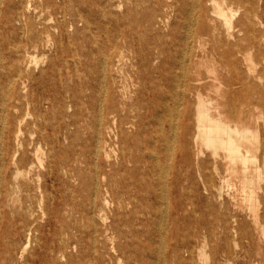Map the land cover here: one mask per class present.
<instances>
[{"label":"rangeland","instance_id":"374dc122","mask_svg":"<svg viewBox=\"0 0 264 264\" xmlns=\"http://www.w3.org/2000/svg\"><path fill=\"white\" fill-rule=\"evenodd\" d=\"M11 1L0 0V120L6 116L2 112L4 101L21 95L18 114L26 115L24 137L31 140L33 132L34 139L43 138L49 146L42 150L44 166L37 168L38 175L30 182L32 191L22 189L9 197L0 194V252L9 258L18 257L19 264H110L111 257L120 256L119 247L129 242L139 258H133L127 249L123 257L126 264H264V179L257 189V202L252 210L244 202L240 176L230 173V162L224 153L215 157L211 149L197 146L195 139L196 106L200 96L212 104L213 110L218 104L238 102L248 96L255 103L259 101L253 87L264 86V24L257 25L263 38L260 51L253 57L257 63L255 71L249 70V62L241 60L226 67L221 62V54L227 41L239 43L242 36L233 28L235 36L230 37L222 20L210 11L211 16L204 22L211 28L217 27L218 31L207 37V44L193 59L191 54L187 56L188 78L184 82L187 90L174 86L168 89V95L186 94L185 104L191 111L192 126L188 163L173 166V162L166 160L165 153H161L163 166L169 170L174 167L181 177L178 195L192 203L177 214L176 223L167 217V200L151 209L144 201L148 197L146 192L131 193L127 208L120 207L112 195L99 196L97 211H94L92 189L105 174L113 179L117 192L125 182L132 180L143 184L153 180L158 194L164 192L166 184L161 170L153 173V179H143L147 176L145 165L136 175L131 174L133 165L122 166L120 148L113 144L111 136H107L105 150L95 155L93 120L98 113L90 112L88 100V96L93 95L96 104H100L114 80L135 99L141 89L139 58L154 52L155 46L169 43L175 26L186 35L193 19L203 13L204 6L212 10L214 2L230 5L236 12L233 20L236 27L239 21L245 22L253 14L259 15L264 23V0H57V15L45 7L46 2L43 5L40 0H29L31 17L43 10V19L49 25L56 23L54 18L57 20V30L52 29L54 44L35 54L42 61L36 75L45 71L44 83L48 85L47 94L51 95L47 98L55 104L45 108L34 105V101L33 105H28L31 96L27 95L35 99L41 95L35 82L28 80L27 88L19 83L10 84L12 69L17 64L16 51L23 36L17 15L20 2L14 0L13 10ZM63 6L72 15L64 18L58 13ZM115 39L120 41L118 50L123 52V59L111 69L110 55ZM240 42V46L247 44ZM43 53L45 58L41 59ZM159 63L160 60L152 61L150 66L154 69ZM180 71L178 68L177 73ZM230 78H239L245 84L229 86L224 79ZM52 82L56 83L55 90L50 88ZM86 85L92 89L88 90ZM191 85L198 90L190 91ZM75 92L79 95L74 99ZM262 111V108L254 111L253 123ZM3 126L0 121V132ZM8 133L0 136V167L2 153L9 146L20 149L18 157L24 150L14 142L8 143ZM262 137L264 145L263 129ZM129 143L131 145V140ZM259 156L263 162L264 146ZM27 157L32 159L33 153ZM74 159L78 161L68 170L64 163ZM61 163L63 166L59 167ZM3 174L0 172V182ZM28 195L31 198L25 204L26 210H17ZM32 210L38 221L29 224L27 217ZM104 225H117L127 238H112L114 232L110 230L101 238L106 243V249H102V243H96L94 235L97 230H103ZM113 262L117 264L116 260Z\"/></svg>","mask_w":264,"mask_h":264},{"label":"bare ground","instance_id":"6f19581e","mask_svg":"<svg viewBox=\"0 0 264 264\" xmlns=\"http://www.w3.org/2000/svg\"><path fill=\"white\" fill-rule=\"evenodd\" d=\"M40 1L43 2V5L46 2L45 7L52 9L55 12L54 15H57V0ZM19 2L17 15L21 21L20 29L23 36L16 51L17 64L12 69L10 84L19 83L27 88L26 83L28 80L32 83L35 82L42 98L35 99V96L27 95L31 96L27 101L28 105L35 103L34 105L38 104L40 108H45L47 105L55 106L49 100L50 98H47L51 95L47 94L46 87L48 85L44 83L43 75L45 71L43 70L39 75H36L42 61L39 60L40 56L35 54L54 44L52 29L57 30V20L54 18L56 23L49 25L43 19V10L36 12V16L31 17L29 14L32 10L31 2L29 0H19ZM13 3L14 0L11 1L10 8L14 10ZM36 9L38 8L36 7ZM202 11L203 13L193 19L192 27L186 35H182L175 26L171 30V41L169 43L157 45L154 47V52H147L146 56L139 58L138 73L141 77V89L135 99L132 95H128L124 89H121L115 80L112 88H107V95L100 100V104H96L93 95L88 96L90 112L98 113V117L93 120L95 155L99 156L105 150L108 143L107 136H111L114 140L113 144L120 148L122 166L125 163L133 165L129 171L131 174L136 175L140 167L145 165L147 176H144L143 179L148 180L147 177L153 179V173L157 174L156 171L161 170L160 175L166 184V188L163 189L164 192L158 194L153 180H149L150 182L146 184L132 180L125 182L121 190L117 192L114 188L113 179L105 174L102 180L97 178L98 181L92 189L91 199L93 200L92 206L95 208V212L97 211V198L99 196L112 195L116 198L120 207L127 208V205L130 204L131 193L146 192L148 197L144 201L148 203L151 209L156 208L157 204H164L167 200V217L173 223H176L178 221L177 214L184 210L187 205L192 204L183 198L184 196L178 195L181 185L179 173L174 171V167L170 168L171 170L164 167L161 161L162 152L165 153L166 160L171 161V164L174 163L173 166L186 164L190 158L187 150L191 147L192 126L190 122L191 111L189 105L185 104L186 94L168 95V89L173 88V86L185 88L184 82L188 78L187 56L191 54V59H193L195 53L207 44V37L212 32L216 33L218 31L217 27L211 28L210 25L204 22V19L211 16L210 11L222 20V24L227 28L230 37L235 36L232 33L233 28H237L239 36H242L239 38V43H229L227 41L224 53L221 54V62L226 67H230L237 60H241L249 62V70L255 71L257 63L253 57L260 51L261 38H263L257 25L264 24L260 21L259 15L253 14L249 16L247 21H239L234 27L233 20L236 12L230 8V5L226 6L219 2H214V9L211 10L204 6ZM58 13L62 14L64 18L72 15L64 6L60 8ZM256 19L259 21L256 22ZM194 22L197 24L195 32H192L195 26ZM240 41L246 42V46H240ZM119 42V39H115V48L110 55L112 59L111 69H115L123 59V52L118 50L120 49ZM41 55L43 57L41 59H44L45 53ZM155 60H160V63L152 69L150 65ZM178 68L181 71L177 73ZM224 81L229 86L245 84L239 78L224 79ZM85 87L88 90L92 89L89 85ZM50 88L55 90L56 83L52 82ZM253 88L257 90L256 93L259 95L257 103L254 102L252 97L248 96L238 102L218 104L215 110L211 107V103L205 102L200 96L196 106L195 118L197 146L204 145L211 149L215 157L222 156L221 153H224L225 159L230 162L228 169L230 173L240 176V190L244 202L252 210L257 202V189L260 188L264 179V158L262 162L259 156V151L264 146L262 142L264 86L260 89ZM188 89L190 91L198 90L192 85ZM78 95L75 92L73 98H77ZM20 101H22L21 95H14L9 101H4L2 112L6 116L0 120L4 125V130L0 132V136L2 137L4 133L9 132L8 143L11 145L14 142L19 148H24L20 157H18L20 149L16 150L13 146H9L2 153L3 164L0 167V172L4 174L0 182V194L5 197L19 193L22 189L26 192L33 190L30 182H33V178L38 175L37 168L44 166L42 150L46 149L45 146H49L47 140L43 138L34 139L35 133L33 132H31V140L24 137L26 133L24 131L26 115L18 114L21 109ZM227 105L228 108L226 109ZM258 108H262L263 111L258 116L256 123H253L254 111ZM42 117L44 118V116ZM260 119L262 122L259 121ZM1 137L0 139H2ZM114 151L117 152L115 149ZM31 152L33 158L29 159L27 154ZM200 152L202 151L200 150ZM107 157L110 158V154H107ZM77 161V159H74L66 161L64 164H66L68 170H71L72 164ZM60 166L62 167L63 164L61 163ZM13 168L15 170L10 175ZM215 168L218 170L217 166ZM153 196L156 197L155 200ZM30 198V195L24 197L21 200L22 205L17 210H26L25 204ZM104 204L106 205L107 201ZM29 213V217H27L29 224L36 223L38 219L33 210ZM100 216L103 217L101 214ZM110 230L114 232L112 238L117 236L127 238L126 233L117 225H104V229L97 230L94 235L95 242L102 243V249H106V243L101 238H105ZM127 249L130 250L133 258H139L138 252L132 249V243L129 244L128 242L126 245L119 247L120 256L117 258L111 257L110 264H114L113 260H116L117 264H126L123 257ZM0 264H19V259L16 256L9 258L6 253L0 252Z\"/></svg>","mask_w":264,"mask_h":264}]
</instances>
